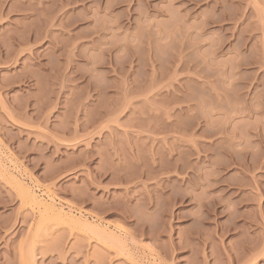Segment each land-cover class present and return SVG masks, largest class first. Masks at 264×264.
<instances>
[{"label": "rangeland", "instance_id": "374dc122", "mask_svg": "<svg viewBox=\"0 0 264 264\" xmlns=\"http://www.w3.org/2000/svg\"><path fill=\"white\" fill-rule=\"evenodd\" d=\"M0 264H264V0H0Z\"/></svg>", "mask_w": 264, "mask_h": 264}]
</instances>
